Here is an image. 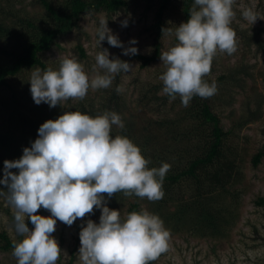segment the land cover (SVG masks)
Instances as JSON below:
<instances>
[{"label":"rangeland","instance_id":"1","mask_svg":"<svg viewBox=\"0 0 264 264\" xmlns=\"http://www.w3.org/2000/svg\"><path fill=\"white\" fill-rule=\"evenodd\" d=\"M49 1L58 5L61 0ZM1 5L8 15L4 13L7 24H18L21 18L38 24L48 20L40 0L3 1ZM241 5L254 7L259 13L254 24L242 17ZM234 10L236 16L231 27L236 33V51L231 55L218 51L206 75L209 83L217 84L216 93L207 101L221 120L226 134V153L237 166L236 180L228 186V191L216 190L209 195L223 222L216 234L192 229L196 211L190 205L197 199L198 192L194 180L184 178L174 185L163 180L164 195L155 201L133 195L109 198L102 194L107 206L120 211L121 217H126L136 203L139 210L147 209L163 220L169 231L168 247L148 264H264V206L258 204L264 199V0H236ZM156 11L157 6H150L145 0H129L127 7L117 12L84 14L78 28L61 36L49 51L41 54L42 61L53 69L59 68L62 58L75 57L91 78L95 74V56L106 48L110 58L118 57L132 65L128 73L115 74L109 88H90L83 99L70 98L50 107L46 103L37 105L32 98L29 80L35 68L24 69L9 79L8 86L0 91V179L4 178V161L19 159L23 149L31 147L37 139L38 128L67 111H80L93 117L105 111L118 113L125 126L113 125L110 135L127 134L140 149L149 152L150 157L155 154L157 158L152 159L149 168H159L166 162L170 165L168 171L180 170L201 153L199 148L203 147L204 134L209 129L201 128L200 132L198 120L189 112L194 107L198 113L201 98L194 96L188 106H184L179 95L173 99L163 92L160 80L166 70L160 55L178 42L175 28L185 22L182 1H173L164 15V28H170L171 35L162 34L158 38L153 27ZM102 20L108 21V28L125 48L137 47L138 54L123 55L122 48L109 45L106 39L100 46L97 28ZM124 20L128 21L127 27L122 26ZM133 39L137 41L135 45L129 43ZM157 44L159 57L143 66L138 56H154ZM12 46L11 41H0V49L10 51ZM117 86L122 91L117 92ZM260 152L263 153L261 161L255 165L254 158ZM10 171L18 173V169ZM0 190L7 192L8 189L0 184ZM165 199L169 203L161 202ZM181 207H185L188 215L183 227L175 224ZM14 211L6 197L0 196V233H6L12 240L17 239ZM36 214L51 215L43 207ZM173 214L176 219L171 221ZM100 216L101 211L94 207L92 213L77 218L71 226L57 219L56 230L51 235L62 251L56 264H82L78 256L79 233L89 219L99 223ZM29 221L26 217L25 222ZM29 229H34L32 223ZM2 245L0 240V264H17L13 249L5 251Z\"/></svg>","mask_w":264,"mask_h":264},{"label":"clouds","instance_id":"2","mask_svg":"<svg viewBox=\"0 0 264 264\" xmlns=\"http://www.w3.org/2000/svg\"><path fill=\"white\" fill-rule=\"evenodd\" d=\"M236 0H194L189 19L175 28L177 43L163 51L160 59L165 71L160 76L163 92L175 99L180 96L188 106L194 96L207 98L217 91L215 81L204 77L210 72L217 52L229 55L236 51V33L231 27L236 16ZM242 17L254 24L259 13L241 5ZM102 20L97 28L98 43L107 40L123 49V55L138 54L137 47L125 48L117 35ZM128 21H122L127 27ZM171 35L170 28L162 29ZM135 45V39L129 42ZM94 76L89 77L75 57H64L59 68H35L30 74V92L37 105L55 107L70 98L83 99L89 89L109 88L114 75L128 73L132 65L118 57L110 58L108 49L95 56ZM102 70V71H101ZM117 92L122 89L117 86ZM113 125L124 128L121 116L105 111L95 117L80 111H67L38 128V138L23 155L4 161V178L0 196L14 211L15 232L23 239L13 241L17 264H56L61 248L51 235L57 219L71 226L77 218L101 211L99 223L89 219L81 228L78 256L82 264H148L168 247L169 231L156 214L142 209L121 217L110 209L104 193L110 198L124 191L148 200H159L164 192L163 180L168 163L149 168L141 149L124 135H110ZM18 169V173L10 171ZM43 207L48 217L36 214ZM30 219L34 229L25 222Z\"/></svg>","mask_w":264,"mask_h":264},{"label":"trees","instance_id":"3","mask_svg":"<svg viewBox=\"0 0 264 264\" xmlns=\"http://www.w3.org/2000/svg\"><path fill=\"white\" fill-rule=\"evenodd\" d=\"M3 1L10 2L12 0H0V41H11L13 42V46L10 51L6 50L7 48L0 49V56H2L0 59V91L8 86L10 78L18 75L24 69L41 68L42 70H46L50 67L42 61L41 54L49 51L61 36L78 28L79 20L84 14L93 11L117 12L127 7L129 2V0H61L58 5H54L49 0H40L48 13V20L38 24L29 19L21 18L18 24L13 22V25H11L7 24V13L1 5ZM145 1L150 6H157L156 23L153 27L156 29L159 38L163 34L165 12L170 4L176 0ZM181 1L183 5V17L185 22H187L194 0ZM159 47V44H157L155 55L152 57L138 56L143 61V66H147L159 57ZM204 79L207 80V77L205 76ZM207 98L198 99L199 101L201 100L200 104L197 102L199 104L198 113L194 107L189 109V112L193 113L195 119L198 120L200 132L201 128L207 127L209 129V132L205 131L207 134H204L206 135V140L203 147L199 148L201 153L189 160L182 169L168 171L164 180L171 185L184 178L194 180L197 183L198 192L195 197L197 199L190 205L196 211L191 221L192 229L199 228L202 232L205 231L209 235L212 234L214 236L223 222L219 219L221 218L219 215L220 211L216 209L215 202L211 201L209 195L216 190L228 191V186L236 180L234 172L237 166L236 162L231 160L226 153L225 131L221 127L220 118L212 111ZM35 134L38 138V130ZM141 152L150 161L148 164V167H150L152 159L157 158V156L153 154V157H150V153L144 149H141ZM262 155L263 153L260 152L255 156V165L259 164ZM165 157L162 158V161ZM163 189H165L164 186ZM122 194L125 195L124 191H119L111 197ZM133 196L136 195L133 194ZM161 202L169 203L166 199L164 201L161 200ZM258 204L264 206V199H260ZM130 211L139 212L138 204H133ZM172 216L174 217L171 218V221L176 219L174 214ZM176 216L175 224H178V226L182 225L183 227L188 219H186L188 215L185 207H181ZM184 219L186 220L183 222ZM27 224L29 227L31 222L29 221ZM22 239L23 237L18 234L17 239L12 240L6 233H0V240L3 242L2 249L5 251L13 249V241Z\"/></svg>","mask_w":264,"mask_h":264}]
</instances>
